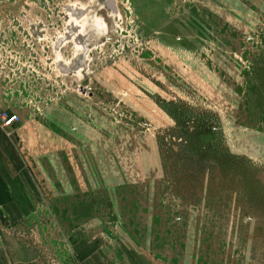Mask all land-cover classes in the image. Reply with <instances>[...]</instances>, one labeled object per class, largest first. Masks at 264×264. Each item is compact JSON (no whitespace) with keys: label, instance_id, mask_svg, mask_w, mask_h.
Listing matches in <instances>:
<instances>
[{"label":"rangeland","instance_id":"1","mask_svg":"<svg viewBox=\"0 0 264 264\" xmlns=\"http://www.w3.org/2000/svg\"><path fill=\"white\" fill-rule=\"evenodd\" d=\"M117 2L92 12L85 70H39L17 33L1 48L39 70L4 108L20 112L29 227L62 260L84 233L110 264H264V0Z\"/></svg>","mask_w":264,"mask_h":264},{"label":"crops","instance_id":"2","mask_svg":"<svg viewBox=\"0 0 264 264\" xmlns=\"http://www.w3.org/2000/svg\"><path fill=\"white\" fill-rule=\"evenodd\" d=\"M19 2L0 0V108H12L6 98L23 95L27 83L23 82L24 89L19 88L16 79L27 80L31 78V74L33 78L36 73L39 74L37 67H34L35 73L28 69L14 70L7 67L6 61L1 59V48L6 43L12 44L15 41L13 32L17 31V27L12 24L14 29L11 28L12 31L8 33L1 17H7L6 14L13 15V8ZM30 61V64L36 65L34 58ZM47 65L53 75L54 65ZM12 112L20 115L18 109L13 108ZM24 140L21 129L17 126L13 131L0 127V264H110L105 245L98 240L97 242L94 238L96 236L90 238L89 235L79 233L72 240V244L64 247L68 255L62 260L57 251L45 244L40 233L29 227L30 215L27 207L17 196L16 187L12 184L13 181L26 184L24 179L30 164L27 163L29 155Z\"/></svg>","mask_w":264,"mask_h":264},{"label":"flooded vegetation","instance_id":"3","mask_svg":"<svg viewBox=\"0 0 264 264\" xmlns=\"http://www.w3.org/2000/svg\"><path fill=\"white\" fill-rule=\"evenodd\" d=\"M33 4L40 14L30 19L34 10L32 4L25 2L21 14L12 20L18 31L13 32V37L17 40V33L24 38L23 53L27 60L35 59L36 65L41 66L39 70L44 63L52 64L57 72L63 74L85 70L89 66L94 40L90 38L98 33L101 20L96 14L92 16V12L106 10L120 15L117 0H98L95 4H76L74 0H33ZM103 24L106 25L105 22ZM31 38L37 40L36 48L28 45L27 39ZM97 40L95 37L94 42ZM74 44L82 48L77 58L72 52Z\"/></svg>","mask_w":264,"mask_h":264},{"label":"built area","instance_id":"4","mask_svg":"<svg viewBox=\"0 0 264 264\" xmlns=\"http://www.w3.org/2000/svg\"><path fill=\"white\" fill-rule=\"evenodd\" d=\"M21 121L19 114L12 112L8 109L0 108V127L13 131L14 128Z\"/></svg>","mask_w":264,"mask_h":264},{"label":"trees","instance_id":"5","mask_svg":"<svg viewBox=\"0 0 264 264\" xmlns=\"http://www.w3.org/2000/svg\"><path fill=\"white\" fill-rule=\"evenodd\" d=\"M205 131V130H204ZM206 132V131H205Z\"/></svg>","mask_w":264,"mask_h":264}]
</instances>
